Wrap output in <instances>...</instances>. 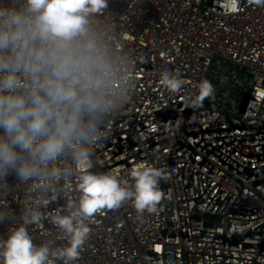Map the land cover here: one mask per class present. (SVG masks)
<instances>
[{"label":"built area","instance_id":"1","mask_svg":"<svg viewBox=\"0 0 264 264\" xmlns=\"http://www.w3.org/2000/svg\"><path fill=\"white\" fill-rule=\"evenodd\" d=\"M225 3L108 0L100 20L132 60L134 79L90 171L131 185V169L146 163L161 173L162 197L152 212L129 200L95 214L75 264H264V104L253 95L264 88V4L239 0L230 11ZM164 72L180 73L179 92L163 85ZM204 79L214 98L189 106ZM75 183L61 184L68 199L78 198ZM65 203L53 199L43 211ZM0 204L18 214L23 190ZM29 232L38 244H67L49 219Z\"/></svg>","mask_w":264,"mask_h":264},{"label":"clouds","instance_id":"2","mask_svg":"<svg viewBox=\"0 0 264 264\" xmlns=\"http://www.w3.org/2000/svg\"><path fill=\"white\" fill-rule=\"evenodd\" d=\"M238 5L225 3L230 11ZM107 8L108 0H0V199L20 189L25 195L18 214L0 204L7 233L0 238V264H75L95 214L129 200L143 214L161 200V173L146 163L131 169V185L111 172L90 171L94 145L134 79L132 60L100 20ZM161 80L172 93L184 84L179 72H164ZM253 95L256 105L264 104L259 83ZM209 98L214 87L204 79L186 99L198 107ZM73 177L75 200L61 187ZM61 198L65 205L46 216L43 209ZM45 219L64 233L65 246L34 241L29 226Z\"/></svg>","mask_w":264,"mask_h":264}]
</instances>
